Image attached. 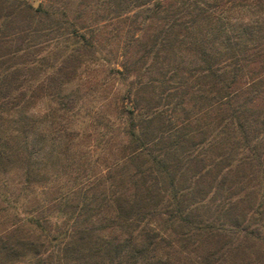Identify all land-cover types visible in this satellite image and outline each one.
Here are the masks:
<instances>
[{
    "label": "trees",
    "instance_id": "1",
    "mask_svg": "<svg viewBox=\"0 0 264 264\" xmlns=\"http://www.w3.org/2000/svg\"><path fill=\"white\" fill-rule=\"evenodd\" d=\"M46 1L0 0V264H264V0H78L85 26ZM98 19L122 42L112 119L62 93ZM77 118L104 172L69 153Z\"/></svg>",
    "mask_w": 264,
    "mask_h": 264
},
{
    "label": "rangeland",
    "instance_id": "2",
    "mask_svg": "<svg viewBox=\"0 0 264 264\" xmlns=\"http://www.w3.org/2000/svg\"><path fill=\"white\" fill-rule=\"evenodd\" d=\"M33 8H37L39 3L44 4L46 0H26ZM77 1L73 5L69 6L68 18H71L75 13L76 9L82 10L79 18V23L85 26L87 21L85 6L77 5ZM69 4V3H68ZM83 8V9H82ZM127 21V20H126ZM116 24L119 26V22L114 19L103 20L98 19L97 22L93 24L92 40L94 45V53L81 55L79 62L75 63V68L73 69V62L67 64L68 69H73V73L70 75L68 81L62 84L63 91L65 94L64 100H68L77 106L82 105L80 114L85 112V106H88L89 111L94 113L103 114V116L112 119L116 115V111L120 110L122 106L130 108L129 101L127 99H122V93L124 92V85L119 79V75L116 74V70H120V62L122 60V42L119 40L115 29ZM122 27V26H121ZM85 30V27L82 29ZM89 35V32H88ZM47 46H43L39 51L40 54L44 52ZM130 49L132 47H129ZM125 82V81H124ZM56 105V98L50 96H42L35 104V110L33 109V114L38 117V123H45L47 120L49 110L51 107ZM121 106V107H120ZM30 112V111H29ZM72 119V118H71ZM77 118L71 127L77 130V135L72 140L68 141L69 153L74 155L77 161L85 160L87 157L95 159L96 168L101 172H104V163H102L104 154L95 151L94 144L96 142L95 135L99 134L98 131H93L88 126L79 123ZM117 122V120L115 121ZM43 124H41L42 126ZM44 126V125H43ZM39 126V128H43ZM49 137V136H48ZM61 140L56 136H51L48 140L43 141L42 146L44 147V152L41 154L44 159L51 158V153L59 151L61 149ZM122 140L120 133L116 134L115 142ZM83 154V155H81ZM78 155H81L79 157ZM100 158V159H99ZM41 172L46 169V167L41 166ZM12 177V178H11ZM8 182L15 183L18 178L13 176L11 173L6 174L4 178ZM51 185V183H50ZM48 187V183L46 184ZM2 205V202H1ZM8 223L3 217L0 218V235L4 234L7 230Z\"/></svg>",
    "mask_w": 264,
    "mask_h": 264
}]
</instances>
